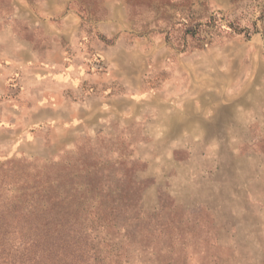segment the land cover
Listing matches in <instances>:
<instances>
[{"label":"rangeland","instance_id":"obj_1","mask_svg":"<svg viewBox=\"0 0 264 264\" xmlns=\"http://www.w3.org/2000/svg\"><path fill=\"white\" fill-rule=\"evenodd\" d=\"M57 205L117 264H264V0H0V220Z\"/></svg>","mask_w":264,"mask_h":264},{"label":"trees","instance_id":"obj_2","mask_svg":"<svg viewBox=\"0 0 264 264\" xmlns=\"http://www.w3.org/2000/svg\"><path fill=\"white\" fill-rule=\"evenodd\" d=\"M32 209V219L0 220V264L118 263L107 240L113 220L86 218L77 205Z\"/></svg>","mask_w":264,"mask_h":264}]
</instances>
